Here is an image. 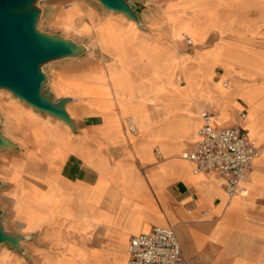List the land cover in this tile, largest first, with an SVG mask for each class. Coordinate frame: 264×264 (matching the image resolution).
<instances>
[{
	"label": "crops",
	"instance_id": "1",
	"mask_svg": "<svg viewBox=\"0 0 264 264\" xmlns=\"http://www.w3.org/2000/svg\"><path fill=\"white\" fill-rule=\"evenodd\" d=\"M126 1L138 22L120 12L101 17L78 1L71 28L60 18L69 5L54 15L64 30L91 34L102 54L85 56L86 46L42 67L43 92L69 97L73 127L23 101L0 103L15 143L0 153V225L20 237L19 249L0 243V264H125L130 240L158 225L173 227L184 256L204 264H264V2L261 12L218 5L227 22L219 31L217 7L207 3ZM107 16L132 41L121 56L77 22ZM217 43L214 62L208 50ZM195 51L190 86L164 82L170 70H158L168 57ZM203 111L258 147L231 198L218 174L195 172L182 156Z\"/></svg>",
	"mask_w": 264,
	"mask_h": 264
},
{
	"label": "water",
	"instance_id": "2",
	"mask_svg": "<svg viewBox=\"0 0 264 264\" xmlns=\"http://www.w3.org/2000/svg\"><path fill=\"white\" fill-rule=\"evenodd\" d=\"M38 0H0V89H6L33 109L58 117L72 126L65 104L69 97L53 101L43 92L47 76L44 64L75 57L86 50L84 44L60 34H49L37 28L41 8ZM101 9L123 13L138 22L126 0H97ZM15 143L0 131V149ZM1 214V210H0ZM20 237L6 233L0 225V243L20 248Z\"/></svg>",
	"mask_w": 264,
	"mask_h": 264
},
{
	"label": "built area",
	"instance_id": "3",
	"mask_svg": "<svg viewBox=\"0 0 264 264\" xmlns=\"http://www.w3.org/2000/svg\"><path fill=\"white\" fill-rule=\"evenodd\" d=\"M191 44L190 39H185ZM134 130V126H129ZM257 145L237 127H217L208 111L201 113L197 137L182 154L195 172H214L221 179L227 198L243 191L241 183L257 155ZM125 264H204L197 257H185L171 226L158 225L149 233L133 237Z\"/></svg>",
	"mask_w": 264,
	"mask_h": 264
},
{
	"label": "rangeland",
	"instance_id": "4",
	"mask_svg": "<svg viewBox=\"0 0 264 264\" xmlns=\"http://www.w3.org/2000/svg\"><path fill=\"white\" fill-rule=\"evenodd\" d=\"M73 1H78L82 3L87 8L93 10L99 16L103 17L105 15H112L116 18L119 17L118 13L111 10L101 9L99 7L97 0H38L37 5L41 8L44 7V10L41 12L40 18L37 22V28L43 32L49 34H60L66 38L72 39L75 42L84 44L88 47V51L85 56H95V57H102V54L99 48L93 44V39L91 34H78L75 31L69 30L66 31L64 28L57 26L54 24V15L58 12L59 9L68 8L65 12L62 13L61 22L64 24L65 29H69L72 26V23L75 22V15L80 13L78 7L74 4H71ZM190 5L198 6L203 3H207L213 6L224 5V6H232L236 8L237 11L242 12L249 10L251 8L259 10L261 12L262 5L264 0H189ZM71 4V5H70ZM236 16H232V19ZM261 18V16H259ZM239 21L245 22L247 21L246 17L241 15L238 17ZM110 16H107L103 20L99 22H95L92 18H78L77 22L81 24V26L85 30H94V40L104 49L112 50L116 52V55H123L129 47L132 45V41L129 37V33L125 28H123L119 23L112 22ZM211 21L210 18L205 20V23H209ZM227 22L220 17V13L217 7V28L219 31L224 29ZM219 48V43L214 45L212 49H209L208 52L210 53V57L214 62L217 61V49ZM144 49V45H141L140 50ZM188 60L198 61L199 55L197 51L193 53H180L178 56L174 54L171 58L168 57L167 63L163 65L158 71L164 72L165 66L168 67L169 76L167 80H164L166 83H173V87L180 88L186 83L189 84L192 82V77L197 74V70L195 68H188L187 69V62ZM46 64L43 66L45 67ZM180 67L181 69L176 72V68ZM183 79V81H181ZM45 86V85H44ZM229 87V84L227 85ZM227 87V88H228ZM46 90V86L43 87ZM8 101H17L23 103L18 98L14 97L12 93L6 89H0V103L2 105ZM217 117V115H216ZM0 131L5 134L7 133V129L5 126V119L0 108ZM12 150L3 148L0 150L1 154L8 155L11 153Z\"/></svg>",
	"mask_w": 264,
	"mask_h": 264
},
{
	"label": "bare ground",
	"instance_id": "5",
	"mask_svg": "<svg viewBox=\"0 0 264 264\" xmlns=\"http://www.w3.org/2000/svg\"><path fill=\"white\" fill-rule=\"evenodd\" d=\"M197 25V22L195 23ZM197 136V135H196Z\"/></svg>",
	"mask_w": 264,
	"mask_h": 264
}]
</instances>
